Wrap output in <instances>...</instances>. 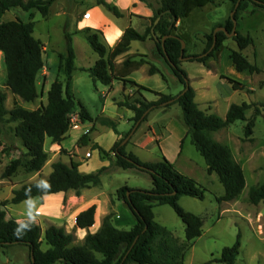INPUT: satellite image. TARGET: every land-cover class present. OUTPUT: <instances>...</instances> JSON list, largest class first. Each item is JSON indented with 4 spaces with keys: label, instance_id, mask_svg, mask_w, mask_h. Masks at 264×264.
I'll use <instances>...</instances> for the list:
<instances>
[{
    "label": "trees",
    "instance_id": "1",
    "mask_svg": "<svg viewBox=\"0 0 264 264\" xmlns=\"http://www.w3.org/2000/svg\"><path fill=\"white\" fill-rule=\"evenodd\" d=\"M53 0H0V51L5 66V89L18 100L24 103H33L42 95L37 90V76L44 69L42 43L33 37V22H24L19 19L1 22L3 16L12 9L23 12L37 10L46 17L48 8ZM147 5L152 11L150 26L143 33L132 27H127L119 40L112 48L107 49L103 43V34L99 30L85 27L78 34L84 37L91 50L98 56L95 63L89 68H80L93 83H100L110 87L114 81L121 82L132 91L131 95L123 94L122 101H115V105L133 113L131 121L135 124L147 121L149 113L158 109H167L178 105L182 111V120L186 127L195 151L202 157L208 175H216L223 188V196L217 202H232L236 200L245 188V176L242 167L235 161L228 146L214 140L213 134L229 127L237 121L245 122L244 137L253 135L256 118L261 115L257 109L250 118L246 112L255 105L242 103L229 106L225 117L199 109L195 102V91L190 86L186 73L180 68L181 59L205 64L221 47L227 35L233 28L229 17L222 25L224 28L214 35V31L206 37L207 43L202 55L185 57L177 35L172 34L175 24L186 19L196 9H202L213 3V0H159V8L152 9L148 0H138ZM232 4L233 15L237 22L240 12L252 6V12H264V0H227ZM96 6L102 7L115 18L123 15L116 5L106 0H96ZM159 22L153 26L154 21ZM31 19V17H30ZM29 19V20H30ZM175 19V22H173ZM171 29H169V27ZM151 29L158 41L152 37ZM173 36V37H168ZM167 37L163 43L162 38ZM154 42L157 54L169 68L182 91L178 95H164L141 86L129 77L144 66H148V74H159V70L151 65L144 54L129 55L132 42H145L147 39ZM238 51L229 55L231 64L239 72L249 74L260 73L255 64H251L241 52L253 46V40L235 31L233 36ZM121 58V62H117ZM59 68L64 74V83L55 80L47 91V104L35 110H27L13 103L10 110L5 108L6 93L0 91V135L2 126L6 123L15 124L13 132L20 142L23 153L10 161L1 174L2 179H8L21 169L26 173L40 172L48 161L44 152L45 139L60 146L70 129L71 114L78 108L79 119L82 122H99L100 125L110 128L115 134L117 121L106 117H98L95 121L88 115L80 102L71 94V83L75 67V52L70 35H66L65 53L59 56ZM233 91L243 90L244 86L230 78L220 76ZM151 93L153 101H147L143 93ZM146 114V115H145ZM145 115V116H144ZM129 132L113 145L111 152L114 156L112 166L121 170H137L146 174L151 182V190L131 189L126 186L119 188L114 198L121 201L130 211L135 223L129 230H118L112 223L113 213L106 215L100 228L94 234H87L82 243L73 245L75 237L67 233L63 227L48 224L44 232L39 225L30 220L16 222L6 219L5 207L17 205L35 198L67 193L72 191L79 196L81 190L96 187L100 184V176L105 169L95 174L79 172V164L73 160L69 164L57 161L51 164V172L47 179L38 182L23 183L12 190L8 200L0 201V250L19 246L28 251L30 264H183L184 258L191 243L202 234L203 221L200 217L184 211L178 204L182 197H189L202 201L204 190L192 178L179 173L164 157L158 162H141L134 154L126 152L127 145H121ZM91 143L88 135H84L78 142V147ZM128 144V143H126ZM1 145V142H0ZM103 156H107L96 144L91 145ZM60 153L65 154L61 148ZM250 204L258 205L264 201V183L251 187L247 193ZM111 203L113 201L111 200ZM156 205L170 207L184 226V240L176 238L169 230L154 220L153 208ZM95 207L80 212L75 217L76 229H89L94 224ZM43 236V238H42ZM48 249L42 250V244ZM240 234H237L235 243L221 251L219 259L212 262L218 264H235L239 255ZM97 255L101 259L97 258Z\"/></svg>",
    "mask_w": 264,
    "mask_h": 264
},
{
    "label": "rangeland",
    "instance_id": "2",
    "mask_svg": "<svg viewBox=\"0 0 264 264\" xmlns=\"http://www.w3.org/2000/svg\"><path fill=\"white\" fill-rule=\"evenodd\" d=\"M106 1L127 9L128 0ZM148 3L153 10L159 8V0H148ZM96 7L101 11L103 10L104 18H101L94 11ZM143 7L148 8L145 4H143ZM130 11L129 9L126 13L122 12L124 19H116L102 7L96 6V0H53L46 17L35 9L29 12L12 9L7 12L1 22L15 19L33 22V37L42 43L43 70L47 74L37 77V90L39 93L42 91V95L35 102L24 103L16 100L17 98L5 89V66L2 55H0V91L6 93L5 108L10 110L14 102L19 103V106L27 110H35L41 105L45 106L47 104V91L50 85L55 80L64 83V74L59 68V56L65 53L66 35L68 34L71 36L75 52L76 67L71 83L72 96L77 102L81 103L93 121L98 117L116 118V116H121V114H118L120 109L114 106L112 98L119 99L121 97L122 83L114 81L113 91L108 93L107 86H103L98 82L93 83L86 73L79 70L80 68L92 66L98 56L91 50L84 37L78 33L83 29V23L90 20L92 23H101L103 20L104 23L110 21L116 23L119 28L132 27L143 33L151 24L150 18L143 21L133 14L128 15ZM231 13L232 4L229 1L213 0V3L206 7L194 10L188 18L177 21L172 34L179 36L185 44V57L202 55L207 43L206 37L212 31H216L217 25L223 26ZM86 14L89 15V19L84 18ZM134 17L136 20L132 19L129 23L128 19ZM235 31L243 36L248 35L253 40V46L246 48L241 54L251 64H255L260 73H239L234 69L229 59L232 51H238L233 37H226L215 55L208 59L205 64L183 59L180 68L186 73L190 86L198 94L196 100L199 109L224 118L230 105L246 103L255 105L246 112L247 118H250L256 109L261 112V115L256 118L253 136L249 139L244 137L245 122L241 121H237L213 134L214 140L228 146L234 154L233 158L243 165L245 188L236 200L227 203L217 202L219 195L223 194V188L216 175L206 173L204 160L195 151L189 137L184 135L186 127L182 120V111L178 105L152 111L149 113L147 121L141 124L139 122L135 124L131 121L133 113L125 110L124 113L122 112V118L124 119L121 118L119 121L116 119L118 134L96 122V131L91 136L94 144L108 155L109 152L111 153L113 145L119 140L117 138L119 135L129 132L128 137H131L127 141L128 144L125 145H127L126 148H130L132 139L136 140L146 135L151 136L150 131L153 128L160 134L158 137L161 142L159 144L158 142L151 143L147 150L137 149L136 153L139 160L142 162H158L161 160L162 154H165L179 173L192 178L202 187L204 190L202 201L182 197L178 202L184 211L200 217L203 221L202 235L191 243V248L186 253L183 264H218L212 261L220 258L223 248L230 247L235 243L237 234H240V249L235 264H264V201L255 206L250 204L247 199V193L251 187L264 183V12L261 10L252 12V6L244 12H240ZM107 41L108 43L103 42L106 48L111 42L109 39ZM136 51L146 54L149 63L159 70V74L149 75V67L144 66L132 74V80L149 90L164 95L175 96L182 91L181 85L157 54L152 40L148 38L145 42H132L131 52ZM220 76L241 83L244 86L243 90L233 91L225 81L220 80ZM129 92L132 94L127 86L125 93L129 94ZM143 96L147 101L155 100L151 93L145 92ZM78 111L77 108L75 112L78 113ZM75 112L71 115L79 117ZM14 126L13 123H6L2 126L0 135V176L11 160L22 155V153H19L20 142L14 136ZM76 134L77 132L69 129L64 140L66 141V148L72 146V138ZM128 137L122 141L121 145ZM47 149L48 145L46 144ZM179 152L181 153L177 157ZM60 155L68 156V153L65 151V154L60 153ZM249 155L254 160L249 161L247 159ZM51 157L52 154H49V160ZM64 160L66 161L67 158ZM112 164V159L103 156L97 149H92V158L79 165L82 166L80 171L84 174H95L101 169H105L100 176V186L90 188L91 191L87 192L89 197L101 193L102 196L99 197V200H104L106 196H112L118 188L123 186L131 189L151 190V182L146 174L137 170L124 171L116 169ZM254 168L256 169L254 170ZM50 172V163L47 161L42 170V177L41 175L36 176L35 173H26L20 169L15 176L8 179L11 180L12 185L16 184L17 188L23 183L43 181L47 179ZM0 181H2L0 182V201H4L8 197L11 187L9 188L10 183L8 181L4 182L2 178H0ZM39 201L40 199H32L17 205H7L5 207L6 219H12L16 222L33 221L40 226L43 233L49 223L42 221L41 213L34 212L37 206L40 205ZM123 205L122 210H119L121 216L124 218L126 215L135 222L128 208ZM153 213L156 223L165 227L176 238L181 241L184 240V226L170 207L156 205L153 208ZM260 216H262L260 220L262 227H258L253 223L256 220L258 225ZM63 219L67 221L69 216L64 215ZM48 220L57 226H62L60 220L55 218H48ZM123 230H129V227H124ZM258 232L262 233V237L258 236ZM79 244L81 243L75 237L73 245ZM47 249L48 247L43 243L42 250ZM97 258L101 259L98 255ZM0 264H30V259L23 247L15 246L7 250H0Z\"/></svg>",
    "mask_w": 264,
    "mask_h": 264
},
{
    "label": "crops",
    "instance_id": "3",
    "mask_svg": "<svg viewBox=\"0 0 264 264\" xmlns=\"http://www.w3.org/2000/svg\"><path fill=\"white\" fill-rule=\"evenodd\" d=\"M117 7H119L121 13L122 12L126 13L130 9L131 11H130V13H128V15L129 14H133L134 16H137L139 19H141L143 21H147L152 16V12L148 8L143 7V4L140 3L138 0H128L127 9L120 8L119 5ZM94 11L101 18H104L103 17V15H104L103 14V10L101 11V9L96 7V8H94ZM132 11H133V13H132ZM122 18H119V19H122ZM132 19L136 20L135 17L131 18L130 20L128 19L129 23H130V21ZM83 24H84L83 28L90 27L92 29L101 31L102 34H103V39H104L103 42L108 43V41H107L108 39L111 41L110 45L108 46L107 49H112L119 42V40H120V38H121V36L123 34V31L127 28V27L119 28V26L116 23H113V22H110V21H108L107 23H104V20L101 23H92L91 20H90L89 22H84ZM136 53H139V52H137V51L136 52H131V48H130V51H129L128 54L132 55V54H136ZM139 54H143V53H139ZM144 55H146V54H144ZM121 60L122 59L119 58L117 62L119 63V62H121ZM86 68H89V67H86ZM45 74H47V72L43 70L38 76H43ZM131 76L129 77L130 80H132ZM132 81H134V80H132ZM113 85L114 84L112 83V85L110 87H108V89H107L108 93H109V91H113ZM125 89L126 88H124V86L122 84V92L121 93L125 94V95H128V93L127 94L125 93ZM122 94H120L121 97L119 96L120 97L119 99L112 98V103L114 104V106H116L114 100L115 101H117V100H121L122 101V99H123L122 98ZM129 95H131L130 92H129ZM197 98H198V94L195 91V102L196 103H197V100H196ZM16 100H18V99H16ZM18 105H19V103H18ZM116 107L120 109L118 111L119 112L118 114H121V116H116V118H113V117L111 118L110 117L109 119H112V120L118 119V121H119L123 117L122 116V112L125 111L126 109L118 107V106H116ZM103 109H102V112L104 111ZM126 111H128V110H126ZM75 114L77 115L78 113L75 112ZM75 117L78 119V129L77 130L72 129L74 132H77V134L75 135V137L72 138L73 144H72V146L70 148H66V146H65V142L66 141H64V140L61 142V144L59 146L57 144H52L49 139H45L44 152L48 156V161L50 163V167H51V164L54 163V162L61 161L64 164H69L71 160H73L75 163H78L79 165H81L82 162H85L86 160L92 158L91 145L94 144V142L92 141L91 136L96 131V123L95 122H82L79 119V117H77V116H75ZM122 119H124V118H122ZM84 135H88L89 136V138L91 140V143L88 144V143L85 142L86 146L78 147L77 146V142ZM150 135L151 136H147L146 135L145 137L139 138V139H136V140L132 139L131 143H130V148L131 149L129 147H127L125 149L126 152L132 153L138 158V156H137L138 154L136 153L137 149L138 150H147L151 143L158 142V144H159L161 142V139L158 137V135H160V134L157 133L155 131V129L151 128ZM184 135H186V132H185ZM121 137H122V135H119L117 138L120 139ZM46 144L48 145V149L47 150H46ZM61 148L68 153V156L67 155L66 156L60 155V149ZM81 152H83V154H81ZM19 153L20 154L23 153V148L22 147L20 148ZM180 153L181 152L178 153L177 157H179ZM231 153H232V151H231ZM49 154H52V157H51L50 160H49ZM69 155H70V157H69ZM162 155L170 163H172L165 156V154H162ZM232 155L234 157L233 153H232ZM107 156H108V158H110V159H112L114 161V156H113L112 152L111 153L109 152ZM65 158H67L66 161L64 160ZM247 159L249 161H252L253 157L251 155H249ZM75 160H77V161H75ZM144 163H151V162H144ZM240 166L242 167V170L244 172L243 165L240 164ZM81 167L82 166H79V168H78L79 172H81L80 171ZM116 169H118V168H116ZM255 169L256 168H254V170ZM42 170L40 172L35 173V174H37L36 176L39 177L41 175V177H42L43 176ZM0 178H1V176H0ZM2 180H4V182L8 181L10 183L9 184L10 185L9 188L10 187L11 188L9 189V193L7 195L8 197L5 198L6 200H8L11 197L12 189L16 188V184L12 185L11 180L9 181V179H2ZM0 182H2V181H0ZM98 186H100V184ZM98 186H96V187H98ZM90 188H93V187H90ZM90 188L81 190L79 196H76L74 192L69 191L67 193H60V194H56V195L45 196L43 198H35V199H40V201H39L40 205L37 206V208L34 210V212L41 213V218L43 217L42 221H44L46 223H49V224H53V223L49 222L48 218H55L57 220L62 221V226H58V227H63L65 225V227H63L65 229V231L67 233H71L72 232V234L75 237H77V240H78L79 243H82L84 237L87 234L96 233L98 231V229L100 228V226H101L103 218L106 215H108L109 213H113L112 223H113L114 227L117 228L118 230H123L124 227H126V228L129 227V229H130L134 225L135 222L132 220V218H130V217L128 218L126 215L124 216V218L121 216V213H120L119 210H122L121 208H123L122 207L123 203L121 201L116 200L114 198V196H113L115 194V192L119 188L114 192V194L112 196H106L104 200H99V197L102 196L101 193H99V194L96 193V194H93V196L89 197L87 195V192L91 191ZM222 196H223V194L222 195L220 194L218 198H220ZM111 200L113 201V203H111ZM91 206L95 207L94 224H93V226L91 228H89V229H76L74 227L75 217L80 212L88 209ZM6 215H7V213H6ZM64 215H68L69 216V219H67V221L63 219ZM261 217L262 216H260V218H259V222L257 221L258 225L256 223V220L253 221L254 225H256L258 227H262V225H260ZM154 220H155V218H154ZM53 225H55V224H53ZM257 234H258V236L262 237L261 236L262 233L260 234V232H258ZM24 249H25V252H26V254L28 256L27 249L26 248H24Z\"/></svg>",
    "mask_w": 264,
    "mask_h": 264
},
{
    "label": "water",
    "instance_id": "4",
    "mask_svg": "<svg viewBox=\"0 0 264 264\" xmlns=\"http://www.w3.org/2000/svg\"><path fill=\"white\" fill-rule=\"evenodd\" d=\"M235 11H236V7L234 8V10L232 11V13H231V15H230V18H231L232 23H233V28H232V31H231L230 34H226L227 37H233V36L235 35L236 21H235L234 18H233V15H234ZM159 20H160V17H158V18L154 21L153 26H155V25L159 22ZM173 22H175V19H173ZM171 27H172V26H170L169 29H171ZM219 31L224 32L225 30H224V28H217L216 31L214 32V35H215L216 32H219ZM151 34H152V37L155 39V41H158V40H157V37H156L155 34L153 33V29H151ZM168 37H173V36H168ZM166 38H167V37H163V38H162V43H163V41H164ZM178 39H179V41H180V43H181V55H182V50L184 49L185 44L183 43V41H182L180 38H178ZM181 60H183V59H181ZM184 60H185V59H184ZM145 115H146V114H145ZM145 115H144V116H145ZM130 137H131V136H130ZM130 137H128V139L123 143V145H125V144L127 143V141L129 140Z\"/></svg>",
    "mask_w": 264,
    "mask_h": 264
},
{
    "label": "built area",
    "instance_id": "5",
    "mask_svg": "<svg viewBox=\"0 0 264 264\" xmlns=\"http://www.w3.org/2000/svg\"><path fill=\"white\" fill-rule=\"evenodd\" d=\"M84 18L85 19H88L89 18V15L86 14L84 16ZM0 55H2V52L1 51H0ZM69 126H70V129H74V130H77L78 129V119L75 116H73V115H71V117H70V124H69Z\"/></svg>",
    "mask_w": 264,
    "mask_h": 264
}]
</instances>
